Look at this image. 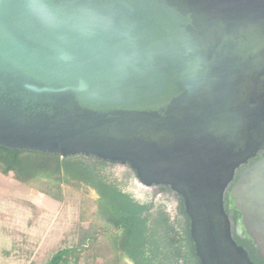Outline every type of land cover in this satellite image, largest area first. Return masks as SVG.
I'll return each instance as SVG.
<instances>
[{
    "label": "water",
    "instance_id": "water-1",
    "mask_svg": "<svg viewBox=\"0 0 264 264\" xmlns=\"http://www.w3.org/2000/svg\"><path fill=\"white\" fill-rule=\"evenodd\" d=\"M0 145L130 165L184 199L201 264H256L224 199L264 148V0H0ZM263 174L232 196L264 250Z\"/></svg>",
    "mask_w": 264,
    "mask_h": 264
},
{
    "label": "trees",
    "instance_id": "trees-1",
    "mask_svg": "<svg viewBox=\"0 0 264 264\" xmlns=\"http://www.w3.org/2000/svg\"><path fill=\"white\" fill-rule=\"evenodd\" d=\"M0 173L12 174L60 202L65 199L64 185L85 186L97 194L94 201L81 199L78 240L55 252L47 264H80L82 260L85 264H201L184 199L169 186L158 185L157 191L139 196L131 173L119 175L114 162L1 145ZM172 193L177 205L171 211L164 199ZM157 194L162 195L158 198ZM249 255L257 264L250 251Z\"/></svg>",
    "mask_w": 264,
    "mask_h": 264
},
{
    "label": "rangeland",
    "instance_id": "rangeland-1",
    "mask_svg": "<svg viewBox=\"0 0 264 264\" xmlns=\"http://www.w3.org/2000/svg\"><path fill=\"white\" fill-rule=\"evenodd\" d=\"M123 172L118 168L119 175ZM138 182L132 179L139 196L158 190L157 186L148 188ZM64 195L63 202L57 201L15 180L12 174L0 173V264H47L55 252L78 240L81 199L94 201L97 194L85 186L64 185ZM164 200L169 210L175 209V195L169 194ZM95 208L93 205L91 211Z\"/></svg>",
    "mask_w": 264,
    "mask_h": 264
},
{
    "label": "flooded vegetation",
    "instance_id": "flooded-vegetation-1",
    "mask_svg": "<svg viewBox=\"0 0 264 264\" xmlns=\"http://www.w3.org/2000/svg\"><path fill=\"white\" fill-rule=\"evenodd\" d=\"M257 162H262L264 164V148H261L260 150H258V152L256 153L255 156L251 157L247 163L242 165L237 170L234 180L232 181V183L229 185V187L227 188V190L225 192L224 201H225V209H226L228 216H229L231 223H232V230L245 243V245H243V244H240V245H243L248 250V252L250 251L253 254L257 264H264V257L261 256V254L264 253V250L252 237H250V235L242 227L243 214L237 208L235 199L232 196V187L237 182L241 172L244 169L248 168L249 166H252L253 164H255ZM114 163H115L117 168H122V171H124V173L130 172L131 173V180L133 178H135V179L137 178L134 170L130 166H128L127 164H121V163H117V162H114ZM263 177H264V174H263ZM155 186H158V185H153V186L148 187V188H154ZM239 227H242V233H239V231H238ZM233 235H234V233H233Z\"/></svg>",
    "mask_w": 264,
    "mask_h": 264
}]
</instances>
